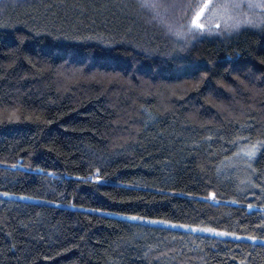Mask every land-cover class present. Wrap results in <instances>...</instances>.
<instances>
[{
	"label": "trees",
	"instance_id": "1",
	"mask_svg": "<svg viewBox=\"0 0 264 264\" xmlns=\"http://www.w3.org/2000/svg\"><path fill=\"white\" fill-rule=\"evenodd\" d=\"M128 2L16 0L0 15L16 29L0 40V264H136V249L146 245L157 246L149 264H240L246 257L248 264H264V241L247 239L261 235L264 155L257 154L251 169L233 157L264 138V84L230 91L216 84V76L199 90L192 87L199 76L192 64L214 68L231 83V69L249 59L236 53L258 49L264 34L245 25L197 41L179 53L186 59H173L164 27L120 7ZM20 34L27 37L23 44ZM111 44L120 45L113 55L134 50L127 59L153 69L143 77L147 84L111 79L104 73L112 68L101 64L74 74L81 65L59 68L64 61L50 55L69 45L102 55ZM255 63L257 75L264 72ZM213 87L222 94L208 103ZM239 137L250 139L233 146ZM21 156L33 170L39 164L56 175L12 170ZM89 161L108 174L104 187L77 181L75 173L86 174ZM64 192L63 206L48 203ZM70 202L84 210L69 208ZM94 208L172 224L138 227L89 213ZM183 224L237 232L241 239L173 227ZM12 243L16 249L7 251Z\"/></svg>",
	"mask_w": 264,
	"mask_h": 264
},
{
	"label": "snow or ice",
	"instance_id": "2",
	"mask_svg": "<svg viewBox=\"0 0 264 264\" xmlns=\"http://www.w3.org/2000/svg\"><path fill=\"white\" fill-rule=\"evenodd\" d=\"M16 6V0H0V15L6 12L10 7ZM121 8L129 9L131 12L143 13L149 22H158L161 24L166 33L172 38L173 46L169 53L173 59L181 58L186 59V57H180L179 53L190 50V46H194L197 41H202L205 39H212L219 35L231 34L242 29L243 26L249 25L252 27H259L260 32L264 34V11L260 14H254L256 9L264 10V4H255L250 2V0H129L126 4H121ZM213 21H215V26H213ZM7 31H15V25H10L7 21H0V40H3ZM37 35H39V30H37ZM19 44H23L27 37L20 34L16 37ZM73 39H83L82 37H73ZM261 44L258 49H253L252 51H244L243 53H236L237 56L244 55L249 59H245L241 62L239 67H234L231 69L232 81L228 83L222 76L215 71L214 68H208L205 66V70L201 71L200 67L196 64H192V72H199V76H193L192 87L199 90L201 85L206 84L209 80L216 76H221V78L216 79V84L221 88H227L230 91H238L240 89H248L251 91L253 86L259 82L264 84V72H260L258 75L256 73L257 64L255 61H259V65L264 66V35L261 36ZM107 43V42H106ZM120 45L111 44L104 54H89L82 51L76 46H58L57 51L50 53L53 59L63 60L64 63L58 65L59 68H64L69 62H75L81 67L73 69L74 74L85 75L88 69L92 67L93 64H101L105 67H111V73L105 72V76H109L111 79L123 80L129 85H132L137 79L140 80V84H147L148 81L144 80V76H150L153 74V69L151 67H143L138 63H132L127 57L134 58V50H125L123 54H112V49H119ZM20 51L19 46L13 51V55ZM146 52L149 50H145ZM67 57V59H65ZM90 58V62L86 63V60ZM25 59H28L25 57ZM31 62V61H29ZM157 72L160 71L159 67L156 69ZM228 71V70H226ZM137 74H140L138 77ZM96 73L90 74V78H95ZM154 78V76H153ZM220 93L219 89L213 87L209 91L208 103H212V96H217ZM15 111V109H14ZM51 123V121H48ZM69 127L68 125L65 126ZM250 139L249 137H239L237 140L232 142V145L242 143L243 141ZM34 143L39 146V138L34 140ZM264 155V138L258 139L255 143L250 144V146L244 150H239L233 153L234 158L242 159L247 163V166L251 169L252 162L257 157V154ZM31 156L32 153H27ZM89 166L86 174L81 175L79 171L75 173L77 181L83 182L85 184L91 183L93 188L99 189L108 184V174L102 171V167H92V162H88ZM11 169L16 172H32L35 171L41 176H55L56 173L52 170L46 171L45 168L41 167L39 164L33 170L31 167V161L28 165L24 163V157L21 156L16 160L15 163L11 165ZM255 174L256 170L252 169ZM71 175V174H69ZM251 182V180H249ZM260 187V185H256ZM164 193V189L160 190ZM174 192L175 189H171ZM107 194V193H106ZM261 194L264 196V188H261ZM4 196L13 195L12 193L4 192ZM59 199L49 200L48 203L55 206H63L62 201L66 198L67 193H59ZM209 196L212 199L216 198V193L211 192ZM21 199H36V197H29L21 195ZM234 203L239 204L240 201H234ZM69 208L77 209L78 211H83V205L79 207L74 203L70 202L67 205ZM254 205L249 204L248 209H253ZM89 213H96L104 216L108 219H119L122 222H140L137 226L143 227L145 222L147 224H172L171 221L167 220H155L150 219L147 216L139 214H125L120 212H111L103 208L89 209ZM92 217L89 215V220ZM173 227H182L186 229H192L193 231H200L204 233H212L217 236H231L237 240L241 239V236L237 232L222 231L215 227H204L198 228L193 225L183 224V225H173ZM256 231L261 233V235L249 234L247 239L249 241H264V220L257 226ZM11 236L12 233H8ZM137 234H133L132 239L135 240ZM84 237H81L83 240ZM264 246V245H262ZM157 246L146 245L139 249H136L137 260L136 264H149V258L152 255L153 248ZM16 249V244L12 243L7 246V251H12ZM128 251H133L131 246H129ZM143 251V257L139 256V252ZM152 264H155L153 261ZM240 264H248L247 257L240 261Z\"/></svg>",
	"mask_w": 264,
	"mask_h": 264
},
{
	"label": "rangeland",
	"instance_id": "3",
	"mask_svg": "<svg viewBox=\"0 0 264 264\" xmlns=\"http://www.w3.org/2000/svg\"><path fill=\"white\" fill-rule=\"evenodd\" d=\"M261 0H250V2L252 3H256V2H260ZM181 229L185 230V231H191V232H200V231H193L192 229H186V228H182L180 227Z\"/></svg>",
	"mask_w": 264,
	"mask_h": 264
}]
</instances>
